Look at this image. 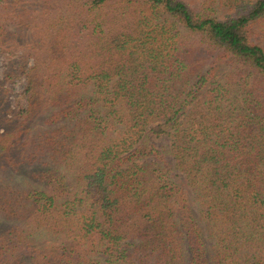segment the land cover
<instances>
[{"label":"trees","instance_id":"1","mask_svg":"<svg viewBox=\"0 0 264 264\" xmlns=\"http://www.w3.org/2000/svg\"><path fill=\"white\" fill-rule=\"evenodd\" d=\"M6 1L0 264H264V0Z\"/></svg>","mask_w":264,"mask_h":264},{"label":"rangeland","instance_id":"2","mask_svg":"<svg viewBox=\"0 0 264 264\" xmlns=\"http://www.w3.org/2000/svg\"><path fill=\"white\" fill-rule=\"evenodd\" d=\"M6 0H0V21L5 28L7 27L10 31H15L14 26L16 22V16L12 15L13 7H6L7 4ZM30 2L33 4L34 2H39L37 6L40 4H44L47 7L51 8L53 5L52 0H25L23 2V5L28 6ZM37 16V15H36ZM5 51V52H4ZM4 51L0 50V89L2 90L1 92L4 94L3 90H8V100H7V105L11 106L12 109H15V101H16V94L23 95L26 82L25 78L21 75L19 70H17V66H19L20 62L22 61V56L23 52L22 50L8 52L6 49ZM33 62V59H29V64ZM12 72H15L14 74L16 75V78H14L13 81H10L7 79V75L11 74ZM0 92V102L1 105L4 108V101L2 100V95ZM12 116V114H10ZM41 124V122H37V125ZM152 141L155 144L157 148H162V147H167L169 144V140L166 136H162L160 138L157 137H152ZM173 177L175 180H182V177L176 176V174H173Z\"/></svg>","mask_w":264,"mask_h":264}]
</instances>
